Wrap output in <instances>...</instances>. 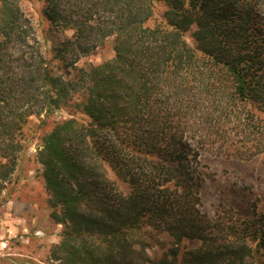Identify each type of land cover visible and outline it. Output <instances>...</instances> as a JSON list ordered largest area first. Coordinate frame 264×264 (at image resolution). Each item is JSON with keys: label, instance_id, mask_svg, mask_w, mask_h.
Listing matches in <instances>:
<instances>
[{"label": "trees", "instance_id": "trees-1", "mask_svg": "<svg viewBox=\"0 0 264 264\" xmlns=\"http://www.w3.org/2000/svg\"><path fill=\"white\" fill-rule=\"evenodd\" d=\"M42 1L52 28L73 32L51 58L21 0H0V195L31 118L65 111L36 155L63 227L52 257L264 264V215L231 208L212 218L198 193L200 148L264 154V0ZM108 45L111 59L78 67ZM153 233L195 246L182 259L178 247L153 259Z\"/></svg>", "mask_w": 264, "mask_h": 264}, {"label": "rangeland", "instance_id": "rangeland-1", "mask_svg": "<svg viewBox=\"0 0 264 264\" xmlns=\"http://www.w3.org/2000/svg\"><path fill=\"white\" fill-rule=\"evenodd\" d=\"M21 7L32 20L36 36L51 58L54 44L72 37L73 32L52 28L42 0H21ZM164 9L162 4H157V15L160 16ZM185 39L193 44L192 32H188ZM113 55L111 45H108L81 58L77 65L79 68H88L111 59ZM68 117L65 111L50 117H33L24 129V151L19 157L16 172L0 195V240L9 242L7 251L0 250V264H59L52 257V249L60 243L63 227L51 219L49 196L39 176L41 167L36 155L45 134L57 122ZM260 117L264 122V113ZM212 148V151L208 147L200 148L198 159L199 169L204 175L198 189L201 212L213 218L216 214L224 215L225 210L231 208L241 215L253 213L256 209L258 214L264 215V154L251 160H240L221 155L217 146ZM153 234L149 238L148 250L153 259H160L177 247L179 259H182L183 254L195 246L189 241L176 246L175 239L169 234Z\"/></svg>", "mask_w": 264, "mask_h": 264}, {"label": "built area", "instance_id": "built-area-1", "mask_svg": "<svg viewBox=\"0 0 264 264\" xmlns=\"http://www.w3.org/2000/svg\"><path fill=\"white\" fill-rule=\"evenodd\" d=\"M37 235L39 236L40 233H37ZM8 249H9V242H8V240H6V239H1V240H0V250H1L2 252H5V251H7Z\"/></svg>", "mask_w": 264, "mask_h": 264}]
</instances>
